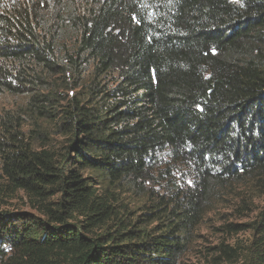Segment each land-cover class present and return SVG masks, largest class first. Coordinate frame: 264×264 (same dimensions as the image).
<instances>
[{"label":"trees","instance_id":"obj_1","mask_svg":"<svg viewBox=\"0 0 264 264\" xmlns=\"http://www.w3.org/2000/svg\"><path fill=\"white\" fill-rule=\"evenodd\" d=\"M1 93L30 209L0 208V264H180L214 196L264 178V0H0ZM42 121L56 155L23 140ZM253 228L264 264V206Z\"/></svg>","mask_w":264,"mask_h":264},{"label":"rangeland","instance_id":"obj_2","mask_svg":"<svg viewBox=\"0 0 264 264\" xmlns=\"http://www.w3.org/2000/svg\"><path fill=\"white\" fill-rule=\"evenodd\" d=\"M59 92L61 96L72 95V90ZM24 99V95L0 94V127L2 114L22 104ZM46 125L45 121L39 126L26 124L23 127V140L29 142L36 151L45 150L56 155L65 141L60 135L48 130ZM1 157L0 154V208L29 210L28 196L10 183L2 169ZM97 189L101 191L103 186ZM221 193V197L214 196L209 209L194 229L180 264H247L248 249L254 233L253 224L264 206V178H244ZM119 196L135 210L137 200L126 194ZM48 200H56V196Z\"/></svg>","mask_w":264,"mask_h":264}]
</instances>
